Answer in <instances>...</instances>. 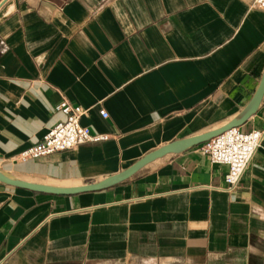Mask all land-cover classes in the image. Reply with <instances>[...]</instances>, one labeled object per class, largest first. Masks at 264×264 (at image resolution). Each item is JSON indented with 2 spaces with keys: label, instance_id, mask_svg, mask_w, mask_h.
Masks as SVG:
<instances>
[{
  "label": "crops",
  "instance_id": "crops-1",
  "mask_svg": "<svg viewBox=\"0 0 264 264\" xmlns=\"http://www.w3.org/2000/svg\"><path fill=\"white\" fill-rule=\"evenodd\" d=\"M263 69L264 11L252 0H5L0 170L56 186L98 182L237 117ZM62 96L106 138L17 159L63 117ZM239 129L264 132V93ZM204 146L99 190L0 181V264H264V134L231 190L227 166Z\"/></svg>",
  "mask_w": 264,
  "mask_h": 264
},
{
  "label": "built area",
  "instance_id": "built-area-1",
  "mask_svg": "<svg viewBox=\"0 0 264 264\" xmlns=\"http://www.w3.org/2000/svg\"><path fill=\"white\" fill-rule=\"evenodd\" d=\"M252 6L264 11V0H252ZM55 108L63 117L48 128L38 143L20 151L16 155L17 159L39 158L84 142L106 138L105 134L92 133L88 126L80 123L85 110L79 105L72 104L66 97L62 96ZM99 113L103 117L107 116L104 109L99 110ZM263 134L261 130L243 132L239 127H231L204 142V150L210 161L227 166L224 175L227 190L237 186Z\"/></svg>",
  "mask_w": 264,
  "mask_h": 264
},
{
  "label": "water",
  "instance_id": "water-1",
  "mask_svg": "<svg viewBox=\"0 0 264 264\" xmlns=\"http://www.w3.org/2000/svg\"><path fill=\"white\" fill-rule=\"evenodd\" d=\"M4 1L5 0H0V5ZM263 93H264V69H263L261 78L259 80V83L257 85V88L255 89L251 99L249 100L247 105L243 108V110L239 113L237 117L233 118L232 120H229L228 122H226L225 124H223L222 126L218 128L203 132L201 134L189 136V137H186L180 140H175L161 147H158L146 153L142 157H140L137 161H135L133 164H131L127 168L121 170L118 173L110 175L98 182L85 183V184L74 185V186H56V185L30 182L27 180L13 178L3 173L1 170H0V181H3L11 185L28 188V189L35 190V191L48 192V193H53V194H74V193L83 192V191L99 190V189L112 186L118 182L125 180L126 178L131 176L133 173H135L137 170H139L142 166H144L148 162L158 157L164 156L168 153L181 152L187 148H190L195 145L206 142L210 138L222 133L223 131L231 127L241 126L253 113H255V111L257 110V107L260 104Z\"/></svg>",
  "mask_w": 264,
  "mask_h": 264
}]
</instances>
